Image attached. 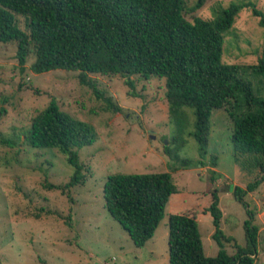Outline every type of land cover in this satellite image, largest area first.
<instances>
[{
  "label": "rangeland",
  "instance_id": "rangeland-1",
  "mask_svg": "<svg viewBox=\"0 0 264 264\" xmlns=\"http://www.w3.org/2000/svg\"><path fill=\"white\" fill-rule=\"evenodd\" d=\"M196 2L187 0L186 8ZM237 2L252 4L264 13V0H206L198 11L186 10L184 15L189 22L194 17L211 20L218 8ZM20 21L23 28V18ZM258 21L251 7L240 10L224 36L225 64L258 62L264 45V29ZM31 63L29 59L21 71L16 46L0 43V139L22 133L54 100L61 111L91 125L97 140L77 150L79 162L90 176L83 184L66 189L65 194L44 187L65 185L73 173L58 150L23 144L10 147L0 142V264H168V217L183 213L195 216L204 254L214 257L219 246L212 239L215 228L207 211L213 192L222 212L221 231L244 246L243 223L248 214L235 200L233 190L245 189L257 172H243L235 163L229 102L211 112L204 158L199 157L195 140L186 133L184 147L174 160L163 153L175 130L168 116L164 80L132 77L135 96H130L125 79L89 75L98 91L119 108L113 111L107 109L103 98L79 84L77 72L35 74L29 68ZM243 78L264 97L261 78L250 74ZM211 157L216 158V167H212ZM183 160L189 165L182 166ZM211 171L216 172L212 181ZM153 173H169L177 193L170 197L152 238L137 248L106 210L103 186L111 174ZM244 200L259 228L254 264H264V182L246 193ZM224 250L234 253V242L224 243Z\"/></svg>",
  "mask_w": 264,
  "mask_h": 264
},
{
  "label": "trees",
  "instance_id": "trees-1",
  "mask_svg": "<svg viewBox=\"0 0 264 264\" xmlns=\"http://www.w3.org/2000/svg\"><path fill=\"white\" fill-rule=\"evenodd\" d=\"M186 1L0 0V43L16 46L21 71L32 59L29 68L35 74L56 70L77 72L79 84L103 98L108 110L119 108L98 91L89 75L125 79L130 96H135L132 77L164 80L168 116L175 130L163 153L174 160L184 147L186 133L195 140L199 157L204 158L211 112L229 102L235 163L243 172H257L255 180L245 189L233 190L235 200L248 214L243 223L245 244L237 245L221 231L222 212L213 192L207 211L215 228L212 239L219 246L217 254L205 256L194 215L170 214L168 264H254L259 228L244 197L264 182V97L243 76L254 75L264 83V45L255 65L225 64L222 53L224 36L240 10L251 7L263 29L264 13L252 4L237 2L218 8L211 20L194 17L189 22L185 11H198L206 0H197L188 9ZM190 127L192 131L188 132ZM96 140L91 125L72 118L51 100L26 130L0 142L10 147L23 144L33 149L58 150L73 173L65 185L44 187L65 194L66 189L83 184L90 176L79 162L77 150L93 145ZM189 163L181 162L182 166ZM210 163L216 167V158L211 157ZM215 174L211 171V181ZM176 193L169 173L111 174L103 186L106 210L137 248L152 238L170 197ZM230 242H234L232 254L224 250V243Z\"/></svg>",
  "mask_w": 264,
  "mask_h": 264
},
{
  "label": "built area",
  "instance_id": "built-area-1",
  "mask_svg": "<svg viewBox=\"0 0 264 264\" xmlns=\"http://www.w3.org/2000/svg\"><path fill=\"white\" fill-rule=\"evenodd\" d=\"M263 208H264V206H263Z\"/></svg>",
  "mask_w": 264,
  "mask_h": 264
}]
</instances>
